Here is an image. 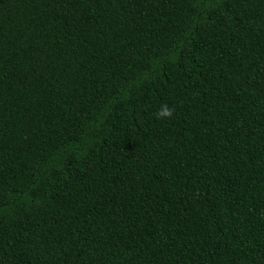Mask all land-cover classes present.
<instances>
[{
  "label": "trees",
  "instance_id": "1",
  "mask_svg": "<svg viewBox=\"0 0 264 264\" xmlns=\"http://www.w3.org/2000/svg\"><path fill=\"white\" fill-rule=\"evenodd\" d=\"M0 264H264V0H0Z\"/></svg>",
  "mask_w": 264,
  "mask_h": 264
}]
</instances>
